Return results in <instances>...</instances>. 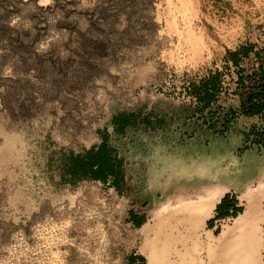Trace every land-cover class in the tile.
Returning a JSON list of instances; mask_svg holds the SVG:
<instances>
[{
  "label": "rangeland",
  "instance_id": "1",
  "mask_svg": "<svg viewBox=\"0 0 264 264\" xmlns=\"http://www.w3.org/2000/svg\"><path fill=\"white\" fill-rule=\"evenodd\" d=\"M213 75L217 98L203 108L196 92ZM263 93L264 0H0V264H27L30 218L97 187L130 202L125 223L145 215L137 264L149 249L152 264H228L234 244L245 255L247 231L219 236L257 196L250 228L264 264V193L253 187L264 178V114L247 104ZM119 113L136 115L122 132ZM103 139L120 161V190L111 177L74 180L63 167L61 155ZM155 178L171 189L159 204L163 192L136 191ZM232 180L253 187L234 219L205 228V218L187 219L185 208L211 198H182V188Z\"/></svg>",
  "mask_w": 264,
  "mask_h": 264
},
{
  "label": "bare ground",
  "instance_id": "2",
  "mask_svg": "<svg viewBox=\"0 0 264 264\" xmlns=\"http://www.w3.org/2000/svg\"><path fill=\"white\" fill-rule=\"evenodd\" d=\"M26 1L28 0H23ZM255 198L249 201L245 211L235 219L234 226L219 236L220 238L231 230L248 232L246 254L244 255L241 244H234L227 250L231 254L225 259L228 264H257L253 241L256 233L250 228L253 224L255 226L254 219L257 216L258 202H255ZM128 209L129 201L112 194L111 190L104 193L97 187L91 195L83 194L82 191L69 194L66 200L58 201L50 211L30 218L26 263L137 264L142 236L138 229L124 222ZM194 212L196 213L192 217ZM183 213H187V219L191 218L197 224L208 216L209 206L204 205L200 209L187 207ZM152 245L153 242L149 244L147 241L145 249ZM148 255V263L152 264L151 249Z\"/></svg>",
  "mask_w": 264,
  "mask_h": 264
},
{
  "label": "trees",
  "instance_id": "3",
  "mask_svg": "<svg viewBox=\"0 0 264 264\" xmlns=\"http://www.w3.org/2000/svg\"><path fill=\"white\" fill-rule=\"evenodd\" d=\"M248 48H243L242 53L247 55ZM231 58L234 64L237 63L236 54H231ZM218 78L217 75H213L202 81L199 87V91L196 92L198 100L202 102L203 108H207L217 98ZM264 94V93H263ZM260 96V95H259ZM249 105L248 113L258 115L262 117L264 114V99L260 97H253L249 99L247 103ZM259 111V113L257 112ZM257 113V114H256ZM253 115V116H254ZM136 118L135 114L119 113L112 118L114 128L118 132H122L126 126L130 125ZM147 124H152L149 117L145 118ZM162 122V120H159ZM264 123H262V129L257 132L258 135L264 136ZM64 169L72 179L91 178L100 181H106L108 177L112 178V185L115 189L120 190L123 185V175L120 167V161L114 156L112 151L107 147L106 140L103 139L102 143L97 148H91L81 154H74L72 152L61 155ZM229 200L225 196L221 199L220 203L216 206L215 210L217 215L215 218H221L229 215L230 209ZM236 211L240 209H233L232 216H236ZM144 214L139 216L131 214V218L135 224L140 226L144 222Z\"/></svg>",
  "mask_w": 264,
  "mask_h": 264
},
{
  "label": "crops",
  "instance_id": "4",
  "mask_svg": "<svg viewBox=\"0 0 264 264\" xmlns=\"http://www.w3.org/2000/svg\"><path fill=\"white\" fill-rule=\"evenodd\" d=\"M259 173H260V171H259ZM257 177H258V174H257ZM139 178H140V175H138V179ZM158 180L159 179L155 178V180L152 183L151 182L148 183V184L143 183L142 185H141V183L138 180L137 183H136V185H137L136 186L137 193L141 194L143 196V198H144L145 195H147L148 193H151V192H153V193H155V192H161L162 193L163 192V194L159 195V200L157 201V204L161 203V201H166L168 199L167 198L168 194L165 195V193L168 192V191L170 192L171 189L168 188V187H164V186L162 187V185L160 183V180H159V182H158ZM256 180H257V178H256ZM263 186H264V178H261L260 180H257V183L255 184V186H253V187H256V189H254V191L255 192H259V191L261 192L262 191L264 193V187ZM253 187L243 189V187H241V185L237 184L235 182V180H232L231 182H227V183L212 182L211 184H208V185H204V184L196 185V184H193V185H191V187L186 186L185 188H182V194H180V196L182 198H188L190 196L189 198H192V199L198 198V197H202L204 199L211 198L210 200H208L205 203H202L200 205V207L204 206V205H207V207L209 206V213L210 214H209V216L205 217V219L203 221V228H205V227H207V222L217 215L215 208L220 203L222 198H224L225 196L227 197V199L229 200V204L231 205L230 206V209H231L233 206H235V199H238V196H239V198L241 200L242 199L245 200L242 197L248 192L249 189H252ZM131 208L132 207H131L130 202H129L128 213L131 210ZM161 209H162V207L159 208V212H161ZM171 219H173V218L171 217ZM127 221H128V223L131 224V226L134 229H138L140 232H142L141 228L136 226L134 221L129 219V217L127 218ZM233 224H234V221L229 226H232ZM256 224L260 228L262 223H261V221H258ZM209 231H210L209 234L213 236V232L211 231V229H207L206 231L202 232V234H201V239L205 243L210 241V237L208 235ZM186 236L187 237H185V239H187V240L190 239V244H192V241H193V238H194L192 232L190 233V235L187 234ZM142 255H143L144 259H145V263L148 264L147 257L144 254H142ZM201 255L204 256L203 253H201ZM218 256H219V254H218ZM171 257H173V256L171 255ZM159 264H163V262L159 263Z\"/></svg>",
  "mask_w": 264,
  "mask_h": 264
},
{
  "label": "flooded vegetation",
  "instance_id": "5",
  "mask_svg": "<svg viewBox=\"0 0 264 264\" xmlns=\"http://www.w3.org/2000/svg\"><path fill=\"white\" fill-rule=\"evenodd\" d=\"M236 201H235V206H233L231 209H229L230 211H231V213H230V211H229V215H227V216H225V217H228V216H232V213H233V209H238V208H240V207H238L239 205H238V201H237V199H235ZM238 212L239 211H236V213L238 214ZM237 214H236V216H237ZM236 216H232V218L234 219ZM225 217H221V218H225ZM231 223V222H230Z\"/></svg>",
  "mask_w": 264,
  "mask_h": 264
}]
</instances>
